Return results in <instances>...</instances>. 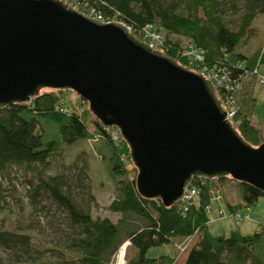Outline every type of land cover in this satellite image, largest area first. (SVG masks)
I'll return each instance as SVG.
<instances>
[{
  "label": "water",
  "instance_id": "1",
  "mask_svg": "<svg viewBox=\"0 0 264 264\" xmlns=\"http://www.w3.org/2000/svg\"><path fill=\"white\" fill-rule=\"evenodd\" d=\"M71 90L119 131L144 199L173 206L195 179L229 177L264 196V143H246L213 78L180 65L122 22L64 0H0V110L41 89Z\"/></svg>",
  "mask_w": 264,
  "mask_h": 264
},
{
  "label": "trees",
  "instance_id": "2",
  "mask_svg": "<svg viewBox=\"0 0 264 264\" xmlns=\"http://www.w3.org/2000/svg\"><path fill=\"white\" fill-rule=\"evenodd\" d=\"M69 3L72 0H64ZM186 8L181 14L176 8L166 6L160 0H76L80 12L84 8L94 10L105 18L118 14V19L132 26L135 35L146 24H154L158 31L165 32L166 54L180 65L191 69L188 61L181 55L185 44L178 37H184L189 44L205 51L208 66H224L230 78L238 84L232 95L239 107L232 119L243 140L254 148L264 143V133L253 125V110L256 99L247 84L259 75L264 65V49L252 56L237 51L243 35L251 30L255 18L264 14V0H242L243 15L238 31L231 30L222 16V0H180ZM234 10L236 0H228ZM137 7V9H135ZM169 34L177 36L169 37ZM243 64V65H242ZM38 93L30 103H15L0 110V176L5 177L18 167L31 168L32 165L48 166L52 156L57 155L64 146H72L80 140L96 139L108 151L111 175L119 186V196L108 206V210L122 214L119 224L108 218L94 219L89 207L79 204L74 188L83 189L90 194L86 183L89 178L88 164L78 168L79 173L72 176L65 173L40 177L32 184V201L42 198L51 200L63 210L69 223L79 229L83 238H74L68 248L79 249L78 258L82 264H104L127 241L135 248L136 255L126 264H175L178 255L148 257L152 248L174 245L177 240L188 239L199 233V241L188 253L185 264H261L264 258V225L251 235H243L239 229L229 236L213 235L208 230L210 216L206 211L211 206L210 190H222V184L230 181L239 186L242 202L231 205L232 214L243 208L255 206L263 197L253 186L235 182L229 177L203 180L195 179L192 186L200 189V204L183 211L180 204L164 206L160 200L144 199L136 189L137 169L133 162L128 168L130 148L124 140L115 141L112 128L99 123L89 109L78 111L76 106H68L62 98L63 90L49 89ZM217 97H224V90L216 91ZM83 103L84 100L79 98ZM89 116L95 118L94 132L88 123ZM50 125L59 130L58 140H46L45 134ZM102 153V148L97 147ZM135 177L129 179V174ZM1 187V186H0ZM30 187V186H29ZM132 227L124 239L120 238V225ZM31 237L0 230V247L17 252L22 257L30 255Z\"/></svg>",
  "mask_w": 264,
  "mask_h": 264
},
{
  "label": "rangeland",
  "instance_id": "3",
  "mask_svg": "<svg viewBox=\"0 0 264 264\" xmlns=\"http://www.w3.org/2000/svg\"><path fill=\"white\" fill-rule=\"evenodd\" d=\"M166 6L176 8L181 14H186L185 5L180 0H160ZM238 8L234 10L228 0H222V16L228 27L233 31H238L243 15L242 0H236ZM70 5L76 6L73 2ZM137 9V7H135ZM162 34L166 35L162 31ZM169 37L177 36L169 34ZM186 45L188 40L178 37ZM264 49V14L258 15L251 25V30L243 35L242 41L237 49L238 52L252 56L254 53ZM243 65V64H242ZM264 76V65L259 68V76L254 81L247 84V88L252 89L256 99L253 110V125L259 130L262 137L264 133V83L259 81V77ZM43 88L40 93L49 92ZM67 105L78 107L79 112L89 109V105L79 100L77 93L71 90H64L61 93ZM95 118L89 116V129L94 132ZM46 140H58L59 130L56 125H50L45 134ZM102 148L101 141L96 139L80 140L72 146H64L57 155L52 156L48 166L32 165L31 168L25 166L13 168L9 175L0 176V230L14 234H26L31 237L30 255L23 257L17 252L0 247V264H82L78 260L81 251L79 249L68 248L74 238H83L78 228H74L68 221L66 214L56 206L51 200L42 198L39 201H32L30 193L32 184H36L38 178L48 177L65 173L72 176L74 182L79 169L84 166V160L88 164V175L86 183L90 187V194L83 189L74 188V195L79 204L89 207L90 214L94 219L108 218L113 223L119 224L122 214L108 210L111 202L119 196V186L116 179L111 175L108 151L102 148V153L98 148ZM128 168H132L130 156L126 158ZM74 165L78 168H74ZM135 177L129 174V179ZM30 186V187H29ZM223 200L212 201V210L209 214L212 221H209L208 230L213 235L229 236L232 231L239 229L243 235H251L264 225V196L258 203L249 208L240 210L241 214L248 215L240 223L228 209V204L236 205L242 202V193L238 185L226 181L222 184ZM222 209L225 217L221 219L219 211ZM120 238L124 239L127 233L132 230L131 226L120 225ZM196 240V239H195ZM124 246V264L136 255V250L127 241ZM184 256L189 251L181 252ZM185 246V245H183ZM120 247V248H121ZM177 249L173 245H164L159 248H152L148 252V257L156 258L165 253L176 256ZM117 250L109 258H105L104 264H116ZM176 264H180V260ZM261 264H264V258Z\"/></svg>",
  "mask_w": 264,
  "mask_h": 264
},
{
  "label": "built area",
  "instance_id": "4",
  "mask_svg": "<svg viewBox=\"0 0 264 264\" xmlns=\"http://www.w3.org/2000/svg\"><path fill=\"white\" fill-rule=\"evenodd\" d=\"M76 0H72L75 3ZM82 12L84 15L89 17H98L102 19L104 22H123L119 20L118 14L111 18H105L102 14L97 13L94 10H89L87 7L83 9ZM128 30H132V26L127 24ZM139 37L145 39L153 48L163 50L166 52V45H165V36L158 31L157 27L154 24H146L144 25L138 34ZM181 55L187 59L191 69L195 70L197 73L203 74L205 78H213L216 90H224L225 94L222 99V104H226V113L227 118L231 119L237 114L239 107L232 95V92L238 88V84L236 81L230 78L226 68L224 66L215 64L213 66H208L205 61V51L201 48L194 46L193 44H186L184 48L181 50ZM259 76V75H258ZM259 81L264 83V76L259 77ZM112 128V127H110ZM111 135L115 141L123 140L119 131L115 128H112ZM210 195L212 196V201H222L223 200V193L219 189H212L210 190ZM177 204H180L181 209L185 212L191 206L195 204H200V189L196 186H190L184 192L182 199L178 201ZM212 210L211 206L206 208L208 214H210ZM221 219L225 217V213L222 209L219 211ZM237 223L248 217V215H243L241 212L233 214ZM212 221V219L210 218ZM187 246H180V251H186Z\"/></svg>",
  "mask_w": 264,
  "mask_h": 264
},
{
  "label": "crops",
  "instance_id": "5",
  "mask_svg": "<svg viewBox=\"0 0 264 264\" xmlns=\"http://www.w3.org/2000/svg\"><path fill=\"white\" fill-rule=\"evenodd\" d=\"M199 233L196 234L195 236L191 237V238H188V239H182V240H177L176 243L173 245L175 246V248L177 249V247L179 245H186L187 248H189V250L195 245L197 244V242L199 241ZM196 239V240H195ZM188 250V249H187ZM177 252H178V257H177V260L175 262V264L177 263L178 260H180V264H185L186 262V259H187V256H188V253L189 251L187 252V254H185L184 256L182 255L183 253H180L177 249ZM167 254V253H165ZM169 255V254H168Z\"/></svg>",
  "mask_w": 264,
  "mask_h": 264
},
{
  "label": "bare ground",
  "instance_id": "6",
  "mask_svg": "<svg viewBox=\"0 0 264 264\" xmlns=\"http://www.w3.org/2000/svg\"><path fill=\"white\" fill-rule=\"evenodd\" d=\"M119 253L117 255V263L116 264H124V246L119 249Z\"/></svg>",
  "mask_w": 264,
  "mask_h": 264
}]
</instances>
